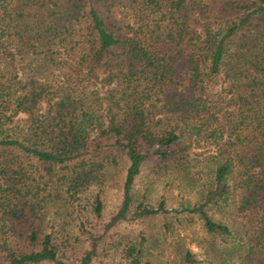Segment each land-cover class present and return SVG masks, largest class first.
<instances>
[{
    "label": "trees",
    "instance_id": "trees-1",
    "mask_svg": "<svg viewBox=\"0 0 264 264\" xmlns=\"http://www.w3.org/2000/svg\"><path fill=\"white\" fill-rule=\"evenodd\" d=\"M142 167L196 199L150 204ZM145 219L197 220L173 264H264V0H0V264H150L143 229L112 237Z\"/></svg>",
    "mask_w": 264,
    "mask_h": 264
},
{
    "label": "rangeland",
    "instance_id": "rangeland-1",
    "mask_svg": "<svg viewBox=\"0 0 264 264\" xmlns=\"http://www.w3.org/2000/svg\"><path fill=\"white\" fill-rule=\"evenodd\" d=\"M207 163L204 161L201 163V166L203 168L207 167ZM123 163H118L115 167H110L107 172V179L105 180L104 184V190L100 194L103 202V208H102V215L101 217L103 219L108 216L110 211H112L120 197V182L121 177L123 174ZM186 179H181L183 181L179 182L176 180L175 177H173L172 174L170 175H162V176H156L151 175L145 167H142L139 177H137L135 183H134V189L135 192H137V196H142L145 201L149 202L150 204H155L158 198L162 195L165 200L166 204L168 206H177L180 204H188L191 203L193 200L197 197L196 192V186L198 183L197 179H192L191 181ZM96 190V187H90L88 188L84 194L80 196V200H91L93 198L92 194ZM133 202H136L134 200ZM87 213V219L85 217H82L83 223L86 224V227L90 224L88 223H94L92 219V213L88 211H82ZM213 213L218 214L217 212L213 211ZM100 219V220H103ZM147 221V222H146ZM75 222H72V225ZM77 224V223H76ZM76 224L74 226H76ZM123 224V223H122ZM122 224H118L116 228L112 230H116L114 234H112V237H118L120 235L121 231L127 230L131 231V234L138 232V230L143 229V231L146 233L148 241L147 243L150 245V251L145 254L149 258L150 264H173V261L176 259V240H178L179 245L182 247H185L189 245L192 249H196L197 246L196 241L197 236L194 234V227L198 226L197 220L194 219L191 223H185L182 222V227L175 228L171 235L165 238L163 236L162 228L160 227V223L157 220L151 219V220H144L143 222L138 220H133L130 222H127L125 225L122 226ZM6 229V228H5ZM89 229V228H88ZM90 230V229H89ZM77 231H73L71 233L72 237L75 235ZM56 236H64L65 234L63 232L56 231L54 232ZM84 237L86 236L85 233H81ZM106 239V243L109 242V239ZM59 240V238H58ZM84 240H82L83 242ZM104 244V245H105ZM97 251L99 256L96 257L99 261H106L111 260L114 262V264H117V262L120 260V253L118 252V249H115L113 247L107 248L108 253L103 252V248L101 246H97ZM107 254V255H105ZM200 264H209L207 263L204 258L200 257ZM211 259V258H210ZM212 261V259H211ZM122 264H124L123 258L121 259ZM215 262V261H212ZM216 264H220L217 263Z\"/></svg>",
    "mask_w": 264,
    "mask_h": 264
}]
</instances>
